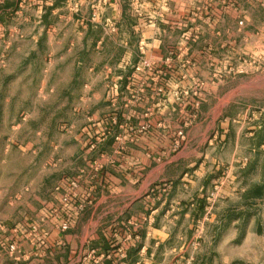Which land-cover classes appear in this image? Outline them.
<instances>
[{
    "label": "crops",
    "instance_id": "0c3cea01",
    "mask_svg": "<svg viewBox=\"0 0 264 264\" xmlns=\"http://www.w3.org/2000/svg\"><path fill=\"white\" fill-rule=\"evenodd\" d=\"M242 6L260 8L264 0H0V11L6 13L0 12V22L3 16L18 24L2 36L16 40V45L8 40L5 48L34 55L44 52L46 42L51 55L41 82L44 96L37 95L47 106L36 116L52 124L38 133L55 136V120L64 123L62 135L48 140L54 160L44 165L46 173L17 196L22 202L32 198L18 213L24 224L38 223L46 236L39 245L9 240L8 245H18L19 259L0 255L3 264H164L174 257L172 264L183 249L195 245V228L204 225L214 231L213 241L228 232L233 233L230 245L254 238L260 252L253 261L264 264V194L249 197L253 188H262L263 178L254 186L245 183L253 158L249 154L248 165H242L245 149L237 144L227 154L218 108L206 125L195 122L193 109L195 86L205 81L207 61L215 62L225 39L249 36L247 29L230 28ZM8 8L14 13H7ZM54 55L63 56L56 60ZM229 95L214 89L208 96L222 102ZM109 116L116 121L109 124L113 136L145 122L153 129L135 137L116 157L106 139L111 138L104 131L107 122L101 120ZM185 117L191 123L174 151L179 127L167 119ZM258 146L248 150L258 153ZM100 154H111V164L92 183L84 174L80 192L89 202L61 230L59 221L47 215L59 205L62 192L57 188L88 172ZM224 166L233 172L208 202ZM43 214L45 221H38Z\"/></svg>",
    "mask_w": 264,
    "mask_h": 264
},
{
    "label": "rangeland",
    "instance_id": "374dc122",
    "mask_svg": "<svg viewBox=\"0 0 264 264\" xmlns=\"http://www.w3.org/2000/svg\"><path fill=\"white\" fill-rule=\"evenodd\" d=\"M5 10L7 13H14L12 8ZM242 11L247 12V15H243ZM242 11L241 14L235 15L237 22L230 28L238 31L247 29L249 36L225 39L223 48H218L216 52V63L207 61L206 71H203L205 81L201 80L200 85L195 86V122L204 120L202 124L206 125L207 116L213 109L218 108L221 117L219 127L221 131L227 133L226 142L229 144L227 154L229 156L232 154L236 144L245 149L243 157L247 161L241 163L242 165H248V157L251 154L254 165L246 174L245 183L254 186L257 179L263 178L264 181V6L260 8L242 6ZM0 12L6 14L4 11ZM2 18L0 22V255L6 256L9 240L18 239L23 242V237L28 236L31 225H38L30 222L24 224L22 213H18L22 210V204L31 203L32 198H25L22 202L17 196H21L31 180L37 183L39 177L46 173L43 171L44 165L53 159V151L47 146L48 140L57 139L62 135L64 123L61 122L62 119L55 120V136L46 131L44 134L38 133L41 128L47 129L48 125L51 129L52 124L47 117L36 116L47 106L46 102H38L37 95L41 92L40 95L44 96V92L42 93L40 89L41 82L47 78L44 72L49 65L51 55L47 53L46 42L42 45L44 52L40 54L26 55L14 52V48L13 51L10 48L6 49L5 47L10 45L8 40L11 45H16V40L2 36L12 33L9 30L16 29L18 24L9 17L6 19L2 16ZM3 22H6L5 26L8 29L6 34L1 32L4 27ZM54 49L55 53L60 50L55 45ZM54 56L58 60L63 55ZM62 78L64 76L59 79ZM214 89H218L221 96L227 93L230 95L226 100L218 102L213 96L212 98L208 96ZM101 120L116 123L115 117L111 116ZM167 120L169 125L177 124L179 127L172 140V150L176 151L184 140L183 130L190 125L191 118ZM143 125L150 127L146 134L153 129L149 122ZM143 125L136 129L139 130ZM110 135L111 138L106 139L112 141L111 154L116 157L122 156L129 144V134L119 132L114 136L112 133ZM117 135L122 137L123 143L125 142L121 152L117 151L114 141ZM134 136L140 137L143 134ZM256 143L261 149L253 154L248 148ZM111 154H108L107 158L98 155L99 159L94 163H98L103 169V166L111 164ZM230 168L232 167L222 168V178H227V175L233 172ZM235 171L239 173L237 168ZM83 173L91 176L92 167L88 172L83 171ZM262 188L264 194V182ZM18 203L21 205H17ZM256 212L253 214H258ZM38 216V221H45L44 214ZM249 223L250 220L244 227L245 230ZM198 227L195 228V245L183 249L180 258H176L177 262L172 264H255L253 258L256 253L259 255L260 251L256 250L254 238H250L247 244L230 245L233 233H222L216 241H213V230L208 229L206 225L202 228ZM16 252L20 253V249L14 254ZM247 257L251 262L246 260ZM173 258L164 264H170ZM2 262L0 260V264H3Z\"/></svg>",
    "mask_w": 264,
    "mask_h": 264
},
{
    "label": "built area",
    "instance_id": "2783aa9c",
    "mask_svg": "<svg viewBox=\"0 0 264 264\" xmlns=\"http://www.w3.org/2000/svg\"><path fill=\"white\" fill-rule=\"evenodd\" d=\"M170 57L167 58V63L170 62ZM142 66L148 68V66L145 63H142ZM141 67H138L136 69V72H140ZM193 109L195 110V103L193 104ZM104 122H107L104 124V131H108L111 133L110 125L109 124H115L113 121L112 123H109V120H106ZM150 130V127L148 125H143L139 130L138 129H130L128 130V140L129 142L133 141V139L137 136H134L136 134L142 133L143 135L146 134ZM114 141L117 145V151L121 152L123 150V146L125 142L123 143L122 137L117 135L114 138ZM102 170V166L98 163L92 164V175H89V178L86 180V182L91 181L94 182L96 179V175ZM85 180V175L83 172H79L76 175H74L71 178L65 179L61 185L57 188L56 191L62 192V195L60 197L59 205L56 208H53L49 211L47 214L52 219H57L59 221V224H57V227H59L61 230H65L68 228V226L73 222L74 217L80 213L85 205L89 202L88 197L87 199L84 197L86 195L81 194V183ZM226 177H223L221 180L216 181L214 184L212 191L209 193L208 198L206 199L208 202H212L215 200L219 194V191L222 187V185L225 183ZM90 190V188H89ZM87 190V196H89ZM28 236H24L23 239L28 244L33 245H39L42 241V239L45 238L46 235L41 234L40 227L37 225H31L29 229ZM18 245L15 243H11L6 246L8 252L7 255L10 257H13L14 260L19 259V253L14 252L18 250ZM104 258H109V256H105Z\"/></svg>",
    "mask_w": 264,
    "mask_h": 264
},
{
    "label": "trees",
    "instance_id": "16d2710c",
    "mask_svg": "<svg viewBox=\"0 0 264 264\" xmlns=\"http://www.w3.org/2000/svg\"><path fill=\"white\" fill-rule=\"evenodd\" d=\"M263 194V188H253L250 192H249V197L251 198L253 196V199H255V197H260Z\"/></svg>",
    "mask_w": 264,
    "mask_h": 264
}]
</instances>
